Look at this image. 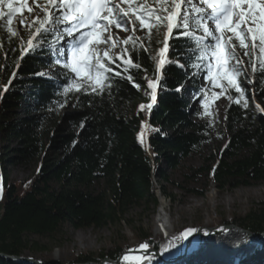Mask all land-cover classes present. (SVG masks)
<instances>
[{
    "label": "trees",
    "instance_id": "1",
    "mask_svg": "<svg viewBox=\"0 0 264 264\" xmlns=\"http://www.w3.org/2000/svg\"><path fill=\"white\" fill-rule=\"evenodd\" d=\"M192 31L191 39L173 35L159 80L157 62L150 51H143L140 41L135 48L130 42L123 44L119 53L127 48L139 67H118L121 61L117 60L111 67L121 75L109 73L102 91L88 88L66 92L73 74L55 62L58 49L68 47L61 46L63 39L58 36L63 35L62 31L36 38V47L23 55L16 35L0 23V144L6 159L1 156L0 162L6 161L12 167L39 162L30 183L8 184L0 174V255L42 254L45 248L30 244L27 237L50 238L62 225L73 230L99 229L120 222L126 211L140 204H151L156 209L154 179L162 196L173 199L164 188L175 184L161 167L176 171L208 143L211 135V125L202 109L210 104L211 95L201 81L209 71L211 51H205V47L211 48L212 38L198 40L202 30L193 25ZM250 56L252 63L247 56V64L254 77L253 91L245 86L250 83L249 76L241 74L237 80L244 99L238 92H225L230 103L221 133L228 134V143L205 160L208 166L193 173L205 174L217 189L264 184V69L259 66L264 57L259 48ZM48 68H55L53 77L38 75ZM9 75L14 79L3 94V80ZM145 76L160 82L152 108L148 105H152L153 90L145 86ZM141 92L146 96L142 97ZM186 94L192 96V103ZM255 99L259 105L256 109L252 107ZM65 107L71 112L64 117L61 112ZM129 107L134 109L132 114L126 113ZM18 111L23 112L22 117ZM262 209H251L224 225L261 233ZM133 238V244L116 246L96 260L86 255L72 264H98L104 259L115 262L123 252L142 242L157 252L163 247L161 239L151 241L150 234L140 229L134 231ZM152 260L141 264H151ZM0 264L16 263L0 258Z\"/></svg>",
    "mask_w": 264,
    "mask_h": 264
},
{
    "label": "rangeland",
    "instance_id": "2",
    "mask_svg": "<svg viewBox=\"0 0 264 264\" xmlns=\"http://www.w3.org/2000/svg\"><path fill=\"white\" fill-rule=\"evenodd\" d=\"M28 6L33 9L29 13L26 9L23 11V17L26 19L27 23H32L33 19L36 16H39L41 19L44 17V12L42 7H47L45 0H36V3H33V0H27ZM147 3L149 7L156 6L155 0H134L133 7H140L141 5ZM39 5V6H38ZM14 6H19L18 4ZM122 7L127 8L128 5L125 3L121 4ZM5 13L8 11L7 8L1 7ZM131 15V14H130ZM20 14L13 16V24L10 26L16 32V38L20 45L23 46L22 54L24 55V49L27 48V41L31 38V33L35 31L38 23L33 27L29 28L27 26L20 25L19 23ZM134 20L135 18L132 17ZM3 23L5 27L7 25V17L0 19V23ZM138 25V21L136 22ZM59 26V25H58ZM62 26V29L65 25ZM128 31L112 29L113 39L116 41L115 47L112 46L110 41L108 44H100L99 54L103 56L104 51H109L110 56L120 55V50L123 47L122 41L127 39L129 36L140 37L143 44L150 51L151 56L157 62L160 61V58L157 56V50L161 48L160 40L163 41L164 27L157 31L156 28H153L151 31L150 38L148 37L147 30H137L133 33L131 30V25H127ZM60 29V30H62ZM108 33H104L106 37ZM225 36H232V33L225 32ZM119 37L117 40L116 38ZM68 38H64L61 42V46L68 44ZM24 42H26L24 44ZM251 45V40L247 41ZM214 40L211 41L213 45ZM234 44L237 57L244 61L242 66V74L248 75L250 83H246L245 86L253 91L254 77L251 73V70L247 64V56H244V49L240 48L239 41L235 38L231 41ZM211 59L213 75L215 72V61L212 56H209ZM230 64L235 65L236 61H229ZM49 72V71H48ZM209 72L206 77L202 79V86L209 89L211 95L210 104L207 106H202V109L206 113V121L211 125V135L209 141L201 149H199L195 154L190 158L184 160L179 169L174 172L167 171L165 167H161L162 171H166V175L169 177L170 181L175 184L174 186H165V192L173 199L168 197L164 198L161 192L158 190V185L154 179L153 189L155 190V199L157 201V208L154 209L151 204L145 206L140 204L137 207L131 208L125 212L121 221L115 225H108L103 228L95 229L88 228L82 230H73L68 225H62L59 227L58 231L50 238H39L37 236L27 237L30 244H37L38 246L44 247L45 252L42 254L39 253H29L25 252L19 257H8L6 255H0V258L3 259H15L19 258L20 260L12 261L16 264H21V260H26V258L35 259L42 264H72L77 259L83 258L86 255H91L93 260H96L99 255L103 253H110L114 251L117 247H125L126 245L133 244V233L135 230L140 229L143 233H148L151 236V241H158L161 239L163 242V247L159 254L165 252L166 249L169 250L168 256L173 258L178 253V241L179 234L183 233L186 229L189 228H199V229H210L218 228L220 226L228 227L226 231H220L216 234H213L204 240L199 238L195 247L190 248L189 250L199 252L204 249L208 251L211 249L203 248L204 245L213 243L218 244L217 242L226 241L227 245L232 243L250 245L254 248V254L250 261H245L246 263L242 264H264V238L260 239L258 243H253V236H264V231L261 233H251L248 236L246 230H237L236 226L233 225H224L225 223H231L234 221L237 216L245 215L251 209L263 208L264 215V184L252 185L248 188L240 187L235 189L230 188H221L217 189L214 183L208 182V179L205 174L195 175L194 172L201 169L202 167L208 166L205 160L212 156L214 153L224 149L228 143L229 136L228 134H222L224 129V116L225 110L230 103L228 97H226L225 92L227 90L235 91V88L230 87L227 83V80H220L221 87H213L210 80L208 79ZM14 76H8L3 80L5 84L3 86V94L5 93V87L7 84L12 82ZM72 79L74 76L72 75ZM71 79V80H72ZM151 80L150 76L144 77V84L148 86V82ZM224 90V94L220 95L221 91ZM215 94V95H214ZM141 96L145 97V92H141ZM186 97L190 102H193L192 96L186 94ZM141 101L137 102L140 104ZM254 109L258 108V102L255 99L254 104L252 105ZM133 107H129L126 110V113L132 114ZM70 108L65 107L61 114L66 116L70 114ZM20 117L23 116V112L18 111ZM65 125L63 127L64 131H69L68 127ZM0 144V158L5 159L2 155ZM6 160V159H5ZM0 162V174H3L6 178L8 184H19V183H30L34 180L36 171L39 166V162L29 164L28 166H9L7 163ZM55 186H53L54 188ZM101 188L98 187L97 190ZM191 191H198L202 196H194ZM164 211V212H163ZM161 214L165 217L164 225H167V230L165 232L159 231L156 232V223L159 220L158 215ZM170 223V225H169ZM169 226V227H168ZM205 234V233H204ZM207 234V232H206ZM252 238V239H251ZM201 239V240H200ZM257 240V239H256ZM168 241V242H167ZM169 243V246L167 245ZM257 244V245H256ZM200 246V247H199ZM261 246V247H260ZM139 248V246H138ZM200 248V249H199ZM131 249V248H130ZM198 249V250H196ZM128 251V250H127ZM190 253V252H189ZM246 254L244 251L242 255ZM190 260H187V264H197L195 259L187 257ZM149 258H143L139 264L144 263ZM152 260L151 264H158L160 258ZM156 261V262H155ZM201 263L202 260H199ZM102 262V263H101ZM98 264H106L101 261ZM185 262L181 261L178 264H183ZM161 263V262H160ZM29 264V263H22ZM92 264V263H88ZM94 264V263H93Z\"/></svg>",
    "mask_w": 264,
    "mask_h": 264
},
{
    "label": "snow or ice",
    "instance_id": "3",
    "mask_svg": "<svg viewBox=\"0 0 264 264\" xmlns=\"http://www.w3.org/2000/svg\"><path fill=\"white\" fill-rule=\"evenodd\" d=\"M33 3H36V0H33ZM122 3L127 4L128 7H122ZM133 3L134 0H45L47 7H42L43 19L36 16L32 23H27L22 13L25 9L29 13L33 11L28 6L27 0H0V5L8 9L6 13L0 9V19L7 17L9 26L7 31L13 36L16 35V32L10 26L13 24V16L16 14H20V25L31 28L35 24H39L31 33L24 52L31 51L36 47L34 43L36 38L51 32L62 31L63 35L58 36L61 40L65 35L71 38L66 49L63 47L58 49L55 61L74 76V79L66 86V92L86 91L88 88H91L93 92L102 91L105 81L109 78V73L116 76L121 75V72L111 67L117 60L121 61L118 67L125 64L139 67L128 55L127 48L123 50L122 54L115 57L110 56L109 51H104L103 56L99 54L98 46L100 44H108L111 41L112 46L115 47L113 28L128 31L127 25H131L133 33L137 28L147 30L149 38L153 28H156L157 31L160 27L166 28L163 39L164 46L159 50L161 59L157 64V70H160L165 65L164 56L171 47L169 41L173 35L175 34L177 38L191 39L194 35L192 31L194 25L196 29L203 32V36L198 37V40L211 37L215 41L210 49L205 47V51H211V56L215 61V75H213L212 65H209L208 79L212 86L221 87L220 80H227L228 85L240 93V99H244V92L237 80V77L242 74L244 61L237 57L236 46L231 41L233 38L239 41L240 48L245 50L244 56L250 57L249 63H252L250 54L255 55L257 48H259L261 56L264 57V0H155L156 6L154 7H149L147 3L140 7H133ZM16 4L19 6H14ZM132 17L135 19L133 20ZM56 25H65V27L60 30L55 27ZM226 31L232 33V36L226 37ZM104 33H108V35L105 37ZM116 39L118 40L119 37ZM249 39L251 45L247 42ZM138 41H140L141 49L147 51L148 49L140 37L129 36L122 43L128 45L131 42L135 48ZM257 41L259 44L256 43ZM61 56L64 58L63 60H61ZM124 56H128L127 61L124 60ZM231 60L236 61L235 65L229 63ZM259 66L264 69V58H260ZM252 68L253 71L256 70L254 63ZM123 70L127 72L128 68L124 67ZM38 75L46 74L38 73ZM127 79L131 81L132 77L129 75ZM134 86L140 87L138 84ZM148 87L153 90L152 100L154 102L157 84L149 80ZM223 94L224 90L220 95ZM236 102L239 103L240 100L238 99ZM151 107L152 105L149 104L148 108ZM245 107H247L246 101ZM196 231L193 228L186 229L179 238L187 239ZM148 247L149 245L146 243L139 245L141 250H147ZM122 258L125 261H131L132 264H139L142 259L140 256L129 254Z\"/></svg>",
    "mask_w": 264,
    "mask_h": 264
},
{
    "label": "bare ground",
    "instance_id": "4",
    "mask_svg": "<svg viewBox=\"0 0 264 264\" xmlns=\"http://www.w3.org/2000/svg\"><path fill=\"white\" fill-rule=\"evenodd\" d=\"M158 217H159V220L156 223L155 231L156 232H159V231L165 232L168 229L167 225L166 226L164 225V223H166L165 222V217L162 216L161 214H159ZM169 225H170V223H169ZM226 230H228V229H226ZM226 230H223V229L220 228L218 232L226 231ZM218 232L216 231L214 234H216ZM204 233H202L203 234L202 240H204L205 238L209 237V236H207L206 232H204ZM252 238L254 240L253 243H258V241L260 239H263L264 236H261V237L253 236ZM197 240L198 239L191 240V243H190L188 249H186V252L182 256H180V254L178 252L176 256H174L173 258H170V256L167 255L169 250L166 249L164 253L160 254V261H159L158 264H178L179 262L184 261V260H185V262L183 264H187V262H186L187 260L193 261V260L188 259L187 258L188 256L191 257V259L194 258L195 259L194 261L197 264H242L243 262L246 263L247 261H250L252 259V256H253L254 252H255L254 248H253V246H251V244L250 245H248V244L247 245H242L243 243L242 244L241 243L240 244L232 243L230 245H227L225 240L217 242L218 244H215V245L213 243L208 244L207 246L204 245L203 248H208V249L213 250L211 252H210V250L204 251V249L200 250L199 252H196L195 250L191 252L189 249L192 248V247H195V245H196L195 243H197ZM167 245L169 246V243H167ZM134 248H136L135 249L136 256H139L138 253L140 251H142V250L139 249L138 246H136ZM131 249H133V248H131ZM196 250H198V249H196ZM244 251L246 252V254L242 255V253ZM122 254L118 257V259L115 262H112L109 259H104L103 262L106 263V264H130V263H122L121 261H119V258L122 256ZM146 258H149V257H146ZM198 259L202 260L203 263L198 261ZM10 260L19 261L20 259L19 258H15V259H10ZM105 260H107V261L105 262ZM155 260L158 261L157 259H155ZM21 261H22V263L42 264V263H40L39 261H37V260H35L33 258L32 259H30V258L27 259L26 258V260H21Z\"/></svg>",
    "mask_w": 264,
    "mask_h": 264
},
{
    "label": "water",
    "instance_id": "5",
    "mask_svg": "<svg viewBox=\"0 0 264 264\" xmlns=\"http://www.w3.org/2000/svg\"><path fill=\"white\" fill-rule=\"evenodd\" d=\"M223 229V230H226L228 227H226V226H220V227H218V228H210V229H199V228H196V232H194L191 236H189L187 239H180L179 238V241H178V252H179V254H180V256H182V255H184V253L186 252V249H188V247H189V245H190V243H191V240H193V239H199V238H202V236H203V234L202 233H204V232H207V236H210V235H213L216 231L218 232L219 231V229ZM239 230V229H238ZM181 236V234H179V236L178 237H180ZM142 243H145V242H142ZM135 249L136 248H133V249H129V250H131V251H125L123 254H122V256L119 258V261H121L122 263H130V264H132V262L131 261H125V260H123V256L124 255H126V254H129V255H136V253H135ZM138 255L140 256V257H142V259L143 258H146V257H149V258H154V259H159L160 258V254L157 252V251H153L151 248H149L148 247V249L147 250H142V251H140L139 253H138ZM141 259V260H142ZM140 260V261H141ZM107 260H105V262H106ZM139 261V262H140Z\"/></svg>",
    "mask_w": 264,
    "mask_h": 264
}]
</instances>
